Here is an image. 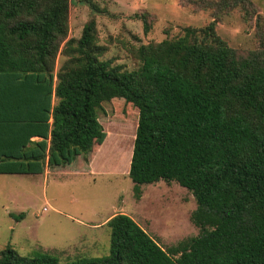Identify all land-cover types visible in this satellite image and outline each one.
<instances>
[{
  "label": "trees",
  "instance_id": "obj_1",
  "mask_svg": "<svg viewBox=\"0 0 264 264\" xmlns=\"http://www.w3.org/2000/svg\"><path fill=\"white\" fill-rule=\"evenodd\" d=\"M193 2L218 10L215 18L253 5ZM69 14L70 0H0V174L37 175L80 156L87 161L107 135L98 110L127 104L138 117L128 171L135 196L144 184L178 183L196 200L190 219L199 234L163 249L118 213L106 222L104 256L61 263L8 244L0 264H264V50L241 54L212 21L132 45L139 66L127 70L101 59L108 47L98 44L94 18L68 39ZM146 17L135 15L144 33Z\"/></svg>",
  "mask_w": 264,
  "mask_h": 264
},
{
  "label": "rangeland",
  "instance_id": "obj_2",
  "mask_svg": "<svg viewBox=\"0 0 264 264\" xmlns=\"http://www.w3.org/2000/svg\"><path fill=\"white\" fill-rule=\"evenodd\" d=\"M193 1L70 0L68 39H78L94 18L98 44L108 47L101 59L127 70L139 66L128 50L132 45L175 38L186 27L202 28L212 21L216 33L241 54L264 50V0H252L248 13L237 7L220 12L219 18L218 10ZM140 12L147 15L148 33L135 18ZM63 59L58 56L56 69ZM97 114L107 137L87 161L80 156L71 167H52L47 174H0V251L8 244L23 256L42 250L61 263L104 256L109 228L103 222L118 213L130 216L163 249L199 234L190 219L196 200L178 183L144 184L135 196L128 171L136 109L104 103ZM91 158L92 173L87 168Z\"/></svg>",
  "mask_w": 264,
  "mask_h": 264
},
{
  "label": "crops",
  "instance_id": "obj_3",
  "mask_svg": "<svg viewBox=\"0 0 264 264\" xmlns=\"http://www.w3.org/2000/svg\"><path fill=\"white\" fill-rule=\"evenodd\" d=\"M106 137H107V135H106ZM33 140H38V139H37V138H33ZM103 143H104V142H103ZM91 161H92V158H91L90 162L88 161L89 164L87 165V166H88L87 168H88V170H90L91 173H92L93 170H91V169H92V168H91V164H92ZM47 169H50V168H49V167L46 168L45 172L42 173V174H47ZM37 175H40V174H37ZM45 209H46V208H45ZM109 219H110V218H109ZM109 219H108V220H109ZM108 220H106V222H107ZM106 222H103V223L106 224Z\"/></svg>",
  "mask_w": 264,
  "mask_h": 264
}]
</instances>
